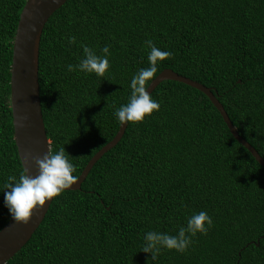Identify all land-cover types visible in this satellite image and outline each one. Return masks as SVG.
Listing matches in <instances>:
<instances>
[{
	"label": "trees",
	"instance_id": "trees-1",
	"mask_svg": "<svg viewBox=\"0 0 264 264\" xmlns=\"http://www.w3.org/2000/svg\"><path fill=\"white\" fill-rule=\"evenodd\" d=\"M27 0H0V230L9 175L24 172L13 139L12 45ZM75 37L74 44L68 43ZM171 52L163 70L209 88L239 136L264 160V0H68L46 22L38 84L50 153L64 147L80 176L116 135L115 110L149 66L145 41ZM109 46L103 77L69 72ZM159 110L128 123L80 190L54 197L42 223L6 264H264V167L230 134L200 91L175 81L150 94ZM213 226L184 253L140 252L149 230L176 235L195 212ZM258 244V245H257Z\"/></svg>",
	"mask_w": 264,
	"mask_h": 264
},
{
	"label": "water",
	"instance_id": "water-1",
	"mask_svg": "<svg viewBox=\"0 0 264 264\" xmlns=\"http://www.w3.org/2000/svg\"><path fill=\"white\" fill-rule=\"evenodd\" d=\"M66 1L68 0H27L20 12L13 40L10 67L13 139L22 169L23 171L26 169L30 176H35L38 171L34 163L31 162L32 159L42 157L46 152L50 153V142L46 135L39 98L38 59L41 34L50 16ZM163 81L179 82L203 93L219 112L233 138L264 167V160L248 142L239 136L223 106L209 88L180 76L170 69H165L150 82L147 92L151 94ZM126 127L127 125L119 126L113 139L87 163L77 183L65 191L80 190L81 184L92 167L106 152L117 145L124 135ZM27 157L29 163L25 164L24 161ZM50 204L46 201L40 210H34L27 224H17L10 219L0 230V264H6L29 241L42 223Z\"/></svg>",
	"mask_w": 264,
	"mask_h": 264
},
{
	"label": "clouds",
	"instance_id": "clouds-1",
	"mask_svg": "<svg viewBox=\"0 0 264 264\" xmlns=\"http://www.w3.org/2000/svg\"><path fill=\"white\" fill-rule=\"evenodd\" d=\"M75 42V37L68 38L70 45ZM145 44L150 49L149 66L139 69L131 78L129 99L114 112L121 126L128 123H142L160 107L159 102L147 92V83L157 71L159 63L170 57L171 52L156 47L151 39L146 40ZM80 47L83 57L76 65L68 64L67 70L103 77L110 68L109 46L105 45L101 48V54H97L87 45L82 44ZM31 162L38 170L35 176L28 175L25 169L18 178L15 175H9L3 186V205L11 221L17 224H27L34 210H40L46 201L51 203L54 197L71 189L79 178L73 175L75 165L70 162L64 147L53 153L46 152L42 157L33 158ZM24 163H29L28 157ZM212 226L213 220L206 211L195 212L188 217L186 225L179 227L176 235L155 230L144 233L140 252L149 254L151 261L157 260L162 250L184 253L192 244L193 237L197 234L206 235Z\"/></svg>",
	"mask_w": 264,
	"mask_h": 264
}]
</instances>
